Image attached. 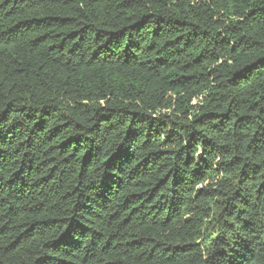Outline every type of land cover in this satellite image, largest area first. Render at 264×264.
<instances>
[{
  "label": "trees",
  "instance_id": "trees-1",
  "mask_svg": "<svg viewBox=\"0 0 264 264\" xmlns=\"http://www.w3.org/2000/svg\"><path fill=\"white\" fill-rule=\"evenodd\" d=\"M0 264H264V0H0Z\"/></svg>",
  "mask_w": 264,
  "mask_h": 264
}]
</instances>
